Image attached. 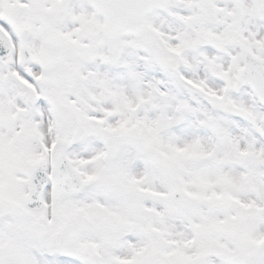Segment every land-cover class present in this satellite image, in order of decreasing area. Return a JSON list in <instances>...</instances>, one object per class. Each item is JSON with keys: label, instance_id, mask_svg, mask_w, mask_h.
Masks as SVG:
<instances>
[{"label": "snow or ice", "instance_id": "snow-or-ice-1", "mask_svg": "<svg viewBox=\"0 0 264 264\" xmlns=\"http://www.w3.org/2000/svg\"><path fill=\"white\" fill-rule=\"evenodd\" d=\"M0 264H264V0H0Z\"/></svg>", "mask_w": 264, "mask_h": 264}]
</instances>
